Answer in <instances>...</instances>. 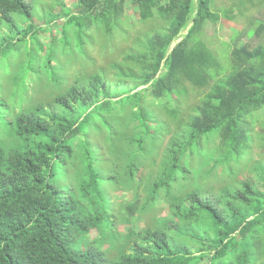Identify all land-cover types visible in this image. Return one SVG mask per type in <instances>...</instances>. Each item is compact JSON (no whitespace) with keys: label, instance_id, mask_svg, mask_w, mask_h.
<instances>
[{"label":"trees","instance_id":"16d2710c","mask_svg":"<svg viewBox=\"0 0 264 264\" xmlns=\"http://www.w3.org/2000/svg\"><path fill=\"white\" fill-rule=\"evenodd\" d=\"M76 1L81 15L65 9V16L62 9L55 19L41 20L67 19L51 59L62 53L73 63L58 72L36 67L38 36L47 31L42 23L25 28L14 19H32L33 5L0 0V53L13 63L7 84L0 82V264H264V192L238 180L249 167L252 129L264 111V43L223 44L230 54L225 65L221 48L202 37L220 11L244 17L257 0H231L227 13L218 0ZM128 4L143 25L161 24L136 37V48L114 64L115 75L102 67L94 72L86 62L98 38L107 55L136 31L130 22L132 29L122 31ZM254 24L248 35L264 34V23ZM256 141L264 154V136ZM212 148L217 165L205 177H234L219 194L203 186L204 177L192 176L195 159ZM138 182H150L143 187L149 198L178 204L172 219L132 229L120 242L110 195L138 190ZM138 202L137 195L125 205L127 215H142L146 208ZM95 229L100 237L92 240ZM106 242L111 246L103 249Z\"/></svg>","mask_w":264,"mask_h":264},{"label":"rangeland","instance_id":"374dc122","mask_svg":"<svg viewBox=\"0 0 264 264\" xmlns=\"http://www.w3.org/2000/svg\"><path fill=\"white\" fill-rule=\"evenodd\" d=\"M33 5V11H32V19H24L21 16H16L14 19L17 21V25H20L23 27L22 24H24V27H30L31 23L33 22H40L42 24H39L38 26H43L44 29L47 31L40 32L38 39L41 43L42 50H39V52L36 53V57L38 56L40 58L38 65L36 67H48V68H54L58 72H62L64 70V67H69L68 65H72L73 61L67 54H57L55 58L51 59V53L54 50L55 43L58 44V46H61L60 39L64 37V29L63 25L67 21L64 17L61 18V20H58L56 22L51 23L50 25H45L42 20V18H47L46 20L51 21L55 19L57 14H62L63 11H60L64 9V15L67 16V11L65 9L70 10V13L75 14V16L78 15V11H76L77 1L76 0H28ZM260 3H264V0H257V5ZM167 5V3H165ZM61 5H63L61 7ZM257 5H251L248 4L247 6L252 8V10ZM233 2L231 0H218L217 1V7L221 10H224L225 13L227 11L232 10ZM247 11L245 13V16H238V10H235L232 15H228V17H225L223 14V11H220V20L217 24H209L206 26L204 33L202 34L203 38L206 42H209L210 44L214 45V48H221V52L219 53L221 55L222 62L226 65L230 62V54H229V48L225 46L223 48V44L226 45V43L231 44V46H234L235 43H237L238 46L244 45L246 43H252L253 46H257L259 44L264 43V34H261V36L257 37L255 36H249L248 32L255 29V21L260 20L264 23V4L263 7L260 8V10L257 9V11ZM258 13V14H255ZM126 17L129 19L127 21V24H121L122 31L125 29H132V25L136 26V31L132 30L129 32V38L128 40L124 37L122 39H119L117 42V52H109L107 55L102 53L100 44L101 39L98 38L96 41V45L94 49L90 51V58L86 64L92 65V70L94 72H98L99 68L102 67V69H107L115 75V71L117 69L113 67L114 64H120L124 62V55L123 53L127 51L128 49H131L132 47L136 48V44L134 41L137 39V36H140L142 32H149L153 29L157 28L159 24H161V21L159 20H152L150 22L153 23H147V25H143L144 23H140V16L138 13V10L136 7H133L131 5H127L126 8ZM235 18V19H232ZM32 21V22H31ZM130 22V23H129ZM128 25V26H127ZM9 29H3V33L1 34H10ZM89 34L92 33V31L88 32ZM57 37L56 42L54 41V38ZM68 38L71 40L70 47L72 48V51L76 57L79 58V51H78V45L75 44V38L74 36L69 33ZM35 44L34 41L30 38H28V48L34 49ZM133 48L132 50H134ZM62 49V47H61ZM219 50V49H218ZM3 55V56H2ZM22 61L27 63L29 60V54L26 52V50L23 51L22 54ZM18 53L16 54V57L20 58ZM4 57V58H3ZM0 82L2 84H7L6 82L11 77V69L13 68V63L10 62L9 56L6 54L5 51L0 53ZM83 60V59H82ZM92 60V61H91ZM85 63V61H84ZM89 67V66H87ZM76 68V67H74ZM78 69V68H77ZM76 71V70H75ZM79 78V77H76ZM114 79V78H112ZM116 80V79H115ZM7 88V87H6ZM6 88H3L4 91ZM144 89V87L138 89L137 91H140ZM11 91H16V88L11 86ZM8 95H10V90H8ZM10 106V105H9ZM171 109H176V106L171 105ZM20 111L19 108L14 111V113H18ZM259 120L260 122H255L256 128L252 131L255 133V146L251 155V158L248 160L249 167L246 168L243 172H239L238 180L241 179V181H246L251 183L255 189H257L259 192H264V154L261 150V145L256 141V139H261L263 136L260 134V131L264 130V111H262L259 114ZM2 135V131L0 130V136ZM169 143V141H167ZM219 144V141L217 142ZM217 159L218 154L215 151V149L210 150H202L201 154L195 161L198 163L196 166H194V169L192 171L193 178L196 177H204L205 181L203 183V186L208 189L209 192L218 193L220 190H223L224 188L233 186V180L232 178L228 176V174L222 178L217 179V172H214L210 178H206L204 173L206 171H210L215 168L217 165ZM191 161V158L188 159ZM261 165L263 168H255V164ZM219 170L222 168H218ZM146 170V167L143 169L141 176L145 178L147 175H144V171ZM151 180H154L152 178ZM139 181V178L138 180ZM149 187L150 182L148 183H139L138 187L140 189H132L129 191H123L118 190L114 194L110 195V200L113 205L114 209V216H115V230L116 234L118 235V239L120 242H123L125 240V236H127V233L134 229L136 232H141L142 230L148 228V229H154L156 227V224L154 226V223L156 221H165L168 219H172L174 216V211L172 210L174 207L177 206L178 202H171V200H168L166 203L165 200L162 197L157 198H149L153 195H151L149 192L146 193V190H144L143 187ZM235 186V185H234ZM138 195L139 199V207L143 209L146 208L144 212H142V215L140 217H131L127 215V212L125 210V205L128 203H134V200L136 196ZM149 206H153V209H148ZM145 234V233H143ZM98 237H100L99 232L97 230H93L90 234V239L95 240ZM111 246L110 242H106L105 245H103V249H107ZM214 251L211 253L213 254ZM207 260L203 262V264H207Z\"/></svg>","mask_w":264,"mask_h":264},{"label":"clouds","instance_id":"9594fccd","mask_svg":"<svg viewBox=\"0 0 264 264\" xmlns=\"http://www.w3.org/2000/svg\"><path fill=\"white\" fill-rule=\"evenodd\" d=\"M95 230H96V229H95ZM92 231H93V230H92ZM92 231H91V232H92ZM97 231H98V230H97ZM91 232H90V234H91ZM98 232H99V231H98ZM90 234H89V237H90ZM118 241H119V239H118ZM123 242H124V241H123Z\"/></svg>","mask_w":264,"mask_h":264}]
</instances>
